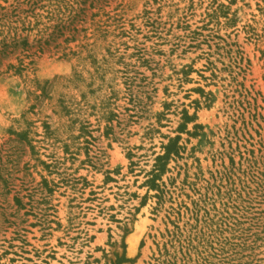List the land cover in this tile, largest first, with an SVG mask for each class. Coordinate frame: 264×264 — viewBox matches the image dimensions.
Returning <instances> with one entry per match:
<instances>
[{"label": "rangeland", "instance_id": "1", "mask_svg": "<svg viewBox=\"0 0 264 264\" xmlns=\"http://www.w3.org/2000/svg\"><path fill=\"white\" fill-rule=\"evenodd\" d=\"M122 244L264 264V0H0V264Z\"/></svg>", "mask_w": 264, "mask_h": 264}, {"label": "trees", "instance_id": "2", "mask_svg": "<svg viewBox=\"0 0 264 264\" xmlns=\"http://www.w3.org/2000/svg\"><path fill=\"white\" fill-rule=\"evenodd\" d=\"M192 119V117L185 114V120ZM197 127V126H196ZM178 137L174 139H170L168 143L163 146L164 153L162 155H158L155 158V170L150 172V176L147 178L145 183L150 189L157 191L158 193H162L161 186L157 181L160 179V175L163 172L164 164L169 159L170 155H178L180 147L177 144ZM122 255L119 258H116L115 261L111 264H122L125 262H129L127 258L124 256V244H122Z\"/></svg>", "mask_w": 264, "mask_h": 264}, {"label": "bare ground", "instance_id": "3", "mask_svg": "<svg viewBox=\"0 0 264 264\" xmlns=\"http://www.w3.org/2000/svg\"><path fill=\"white\" fill-rule=\"evenodd\" d=\"M136 247V238L134 236L128 239V252L132 253Z\"/></svg>", "mask_w": 264, "mask_h": 264}]
</instances>
